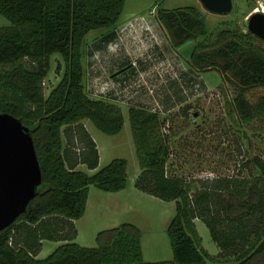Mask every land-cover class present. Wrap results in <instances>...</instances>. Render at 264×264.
Listing matches in <instances>:
<instances>
[{"label": "trees", "instance_id": "1", "mask_svg": "<svg viewBox=\"0 0 264 264\" xmlns=\"http://www.w3.org/2000/svg\"><path fill=\"white\" fill-rule=\"evenodd\" d=\"M124 5L125 0H0V15L10 23L0 28V114L17 118L29 129L42 178L26 211L0 231V264H151L144 263L141 233L131 224L99 233L96 248L72 242L77 236L74 222L84 216L90 186L107 193L127 188L123 159L93 176L77 170L80 165L95 170L99 163L97 146L81 121L89 120L108 136L124 128L118 106L86 94L82 65L86 35L113 28ZM157 19L174 47L208 33L196 8L160 10ZM219 32L213 43L194 47L190 64L197 70L218 68L226 75L237 90L235 110L248 125L254 111L264 114V95L253 106L246 98L249 89L264 90V40L249 34L243 36L256 42L236 38L227 24ZM110 34L102 42H109ZM52 55L61 58L64 71L45 98L43 82ZM128 120L140 168L134 187L175 202L167 230L173 262L157 264H264V160L248 161L247 176L199 179L191 192L190 182L167 173L171 153L168 139L160 134V115L131 108ZM196 219L209 230L221 260L201 248ZM44 240L65 243L39 260Z\"/></svg>", "mask_w": 264, "mask_h": 264}, {"label": "rangeland", "instance_id": "2", "mask_svg": "<svg viewBox=\"0 0 264 264\" xmlns=\"http://www.w3.org/2000/svg\"><path fill=\"white\" fill-rule=\"evenodd\" d=\"M231 3L229 13L217 15L204 10L199 0H125L113 28L86 35L84 90L90 98L118 106L124 116V128L119 134L108 136L89 120L81 121L97 146L99 163L95 170L84 165L77 170L93 176L112 161L123 159L127 162V190L107 193L90 186L84 216L74 222L77 236L73 243L82 248H96L99 233L131 224L141 233L144 263L173 262L167 230L175 214V202H165L134 187L140 168L128 120L131 108L160 115L164 121L160 134L168 139L171 153L167 173L190 182L191 192L198 188L199 179L247 176L244 165L248 161L254 157L264 160V114L256 110L254 120L244 124L233 103L236 87L225 79L226 75L218 68L197 70L190 64L194 47L213 43L226 24L233 28L236 38L256 42L243 35L254 37L248 31V21L255 13L264 14V0H231ZM186 7L199 11L208 33L174 47L157 19V12ZM4 27H10V23L0 15V28ZM108 34H113V38L102 42ZM260 45L264 47V42ZM49 61L50 70L43 82L45 98L64 71L58 55H52ZM263 95L260 88L246 92L252 106L259 104ZM62 139L65 143L64 134ZM74 143L78 152L81 146L77 137ZM194 224L201 248L214 260H221L220 250L207 227L197 219ZM41 243L42 249L36 256L39 260L50 256L65 242Z\"/></svg>", "mask_w": 264, "mask_h": 264}, {"label": "water", "instance_id": "3", "mask_svg": "<svg viewBox=\"0 0 264 264\" xmlns=\"http://www.w3.org/2000/svg\"><path fill=\"white\" fill-rule=\"evenodd\" d=\"M204 10L226 15L231 0H199ZM248 31L264 40V14H253ZM41 170L29 129L20 120L0 114V231L26 211L41 185Z\"/></svg>", "mask_w": 264, "mask_h": 264}, {"label": "crops", "instance_id": "4", "mask_svg": "<svg viewBox=\"0 0 264 264\" xmlns=\"http://www.w3.org/2000/svg\"><path fill=\"white\" fill-rule=\"evenodd\" d=\"M81 166V165H80ZM79 167V166H78ZM78 167H77V169H78ZM125 190H127V188L125 189ZM140 192V191H139Z\"/></svg>", "mask_w": 264, "mask_h": 264}, {"label": "bare ground", "instance_id": "5", "mask_svg": "<svg viewBox=\"0 0 264 264\" xmlns=\"http://www.w3.org/2000/svg\"><path fill=\"white\" fill-rule=\"evenodd\" d=\"M256 14V13H255Z\"/></svg>", "mask_w": 264, "mask_h": 264}]
</instances>
